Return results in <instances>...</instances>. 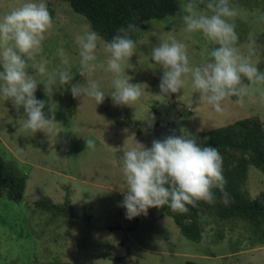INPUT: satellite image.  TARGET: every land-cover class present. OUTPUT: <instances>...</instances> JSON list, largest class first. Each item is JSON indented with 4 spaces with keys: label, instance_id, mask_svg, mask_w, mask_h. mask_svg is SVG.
<instances>
[{
    "label": "rangeland",
    "instance_id": "rangeland-1",
    "mask_svg": "<svg viewBox=\"0 0 264 264\" xmlns=\"http://www.w3.org/2000/svg\"><path fill=\"white\" fill-rule=\"evenodd\" d=\"M26 2L29 0H0V20ZM186 2L179 0L180 5ZM230 5L239 12L235 18L237 46L248 56L254 39L250 62L264 71V0H230ZM55 6L43 51L35 61H29L27 71L48 96L59 132L56 136L25 134L22 124L26 117L15 115L9 101H0V160L14 162L26 179L21 203L0 199V264H264V239L256 237L247 222L202 217L201 241L194 243L183 237L169 218L162 217L158 208L148 209L147 216L127 219L124 195L119 190L124 187L123 154L135 140L150 148L154 140L196 135L254 115L264 122L260 94L264 85L250 90L242 105L234 103L235 97L223 102L222 112L201 103L190 80L179 93L163 95L159 88L162 70L151 58L153 47L174 36L185 44L192 67L207 62L210 52L218 47L199 33L184 31L180 7L173 17L139 25L136 53L125 69L129 83L139 85L142 91L132 108L115 106L108 95L112 74L106 70L101 40L97 56L104 68H98L92 77L106 95L101 104L73 98L71 84L60 86L57 81L51 90L44 89L45 77L39 74L38 63L47 60L49 72L64 67L57 55L61 47L69 55L71 83H83L75 38L91 31L87 21L67 4ZM199 10L205 9L199 5ZM89 138L95 141L94 151L86 149L85 139ZM263 190L264 174L250 168L245 191L254 198ZM66 192L74 212L82 214L85 207L90 221L53 218L33 209V202L40 197L62 203Z\"/></svg>",
    "mask_w": 264,
    "mask_h": 264
},
{
    "label": "clouds",
    "instance_id": "clouds-1",
    "mask_svg": "<svg viewBox=\"0 0 264 264\" xmlns=\"http://www.w3.org/2000/svg\"><path fill=\"white\" fill-rule=\"evenodd\" d=\"M204 5V11L199 10ZM186 33H199L218 47L210 52V59L200 66H190L184 43L168 36L152 48L151 58L162 70L159 88L163 95L177 94L191 81L193 93L199 101L216 112H222V104L231 101L244 104L249 91L264 85V71L250 62L255 40L249 45V55L241 53L238 44L235 18L238 10L230 0H187L180 5ZM53 21L45 0H29L0 20V101H10L18 111L23 108L26 119L22 124L25 134L37 132L56 136L54 117L45 114V101L37 100L35 92L40 84L28 74L29 61H35L43 51L42 42L52 29ZM133 21L118 29L110 42H103L106 54V70L112 74L111 96L115 106L132 108L142 91L139 85L129 83L125 74L130 58L136 53L137 44L130 38L139 31ZM101 38L94 31H86L75 38L78 46L80 76L83 83H71L73 75L70 59L63 47L57 50L64 66L47 71V60L38 63V72L45 77L44 89L51 90L57 81L60 86L71 84L73 98L94 100L96 105L105 99L100 84L93 79L98 68L97 42ZM245 80L248 83H245ZM264 98V91H261ZM52 111H50L51 113ZM182 131V130H181ZM183 133V132H182ZM86 149L95 150L93 139H85ZM124 187L119 188L124 198L122 207L126 218L147 216L148 209L168 205L174 212L184 214L198 202L213 204L221 193V201H229L225 191L223 158L215 147L202 146L191 135H171L163 141L154 140L150 148L135 140L134 146L123 154L121 168Z\"/></svg>",
    "mask_w": 264,
    "mask_h": 264
},
{
    "label": "trees",
    "instance_id": "trees-1",
    "mask_svg": "<svg viewBox=\"0 0 264 264\" xmlns=\"http://www.w3.org/2000/svg\"><path fill=\"white\" fill-rule=\"evenodd\" d=\"M47 0L50 15L58 8L55 5L65 3L76 14L81 15L101 38L110 42L120 27L133 21L139 27L148 21H161L173 17L180 9L179 0ZM204 8V5H200ZM135 42L139 31L131 34ZM264 41V33H263ZM37 100L45 101V114L50 113L48 96L38 86L35 92ZM10 102V101H9ZM10 105L13 107L12 103ZM15 115L26 117L23 108L12 110ZM202 146L218 149L223 158V175L226 180L225 191L229 194L227 204L220 199L221 193L213 189L216 202L208 204L198 202L184 214L174 212L168 205L159 208L162 217L169 218L180 234L194 243L201 241L203 232L202 217L209 216L214 221L237 219L247 222L253 234L264 239V190L251 198L245 191L247 174L254 168L264 174V122L259 116L237 120L223 127L191 135ZM26 189V179L22 171L12 161L0 160V199L6 198L15 204L22 202ZM33 209L48 213L51 217L71 220L90 221V213L82 207V214H76L71 206L69 193L66 192L62 203L55 204L47 197H40L32 204ZM113 229V228H110ZM133 230V229H131ZM223 237V236H222ZM221 237V238H222ZM124 247V243H120Z\"/></svg>",
    "mask_w": 264,
    "mask_h": 264
},
{
    "label": "water",
    "instance_id": "water-1",
    "mask_svg": "<svg viewBox=\"0 0 264 264\" xmlns=\"http://www.w3.org/2000/svg\"><path fill=\"white\" fill-rule=\"evenodd\" d=\"M184 264H197V263H194V262H191V261H186Z\"/></svg>",
    "mask_w": 264,
    "mask_h": 264
}]
</instances>
